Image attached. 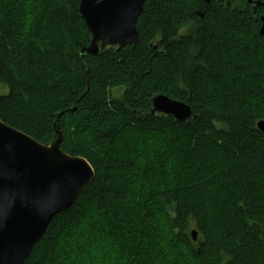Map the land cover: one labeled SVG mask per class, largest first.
I'll list each match as a JSON object with an SVG mask.
<instances>
[{
  "label": "trees",
  "instance_id": "obj_1",
  "mask_svg": "<svg viewBox=\"0 0 264 264\" xmlns=\"http://www.w3.org/2000/svg\"><path fill=\"white\" fill-rule=\"evenodd\" d=\"M78 4L0 0V119L49 144L61 114L62 150L94 170L25 264H63L71 242L86 264H264L263 9L146 0L136 44L93 56ZM155 94L195 117L150 113Z\"/></svg>",
  "mask_w": 264,
  "mask_h": 264
},
{
  "label": "water",
  "instance_id": "obj_2",
  "mask_svg": "<svg viewBox=\"0 0 264 264\" xmlns=\"http://www.w3.org/2000/svg\"><path fill=\"white\" fill-rule=\"evenodd\" d=\"M146 0H79L78 15L89 32L81 52L97 56L134 45L137 19ZM263 9L259 35L264 37V2L247 0ZM150 113L187 122L195 116L184 102L155 94ZM53 123L54 139L43 144L0 119V264H25L33 245L58 213L72 207L82 188L94 178V170L81 157L61 148L62 133ZM264 134V119L256 123ZM194 241L197 231H191ZM264 236V233H263Z\"/></svg>",
  "mask_w": 264,
  "mask_h": 264
},
{
  "label": "rangeland",
  "instance_id": "obj_3",
  "mask_svg": "<svg viewBox=\"0 0 264 264\" xmlns=\"http://www.w3.org/2000/svg\"><path fill=\"white\" fill-rule=\"evenodd\" d=\"M189 27H190V25H186V26L182 27L179 30V34L186 33V31L188 30ZM155 43H156V41H155ZM7 91H8L7 85L4 84V83H1L0 84V94L7 93ZM121 91L122 90H121L120 87H112L110 89L111 96L114 97V98H117L120 95ZM71 144H74V146H76V142L75 141H72ZM114 144H115V146H117V142H114ZM102 156H103V154H100L98 152L96 153V151H94V154L92 155V158L94 160H96V158L102 157ZM71 244H73L72 247H73L74 251L71 252V248L72 247L70 249L66 248V252H69V253L68 254L66 253V254L63 255V260H64L63 264H86V262L88 261V258L91 257V256H89V255L87 256L85 253H80L79 250L75 251L76 246H78L80 243L71 242ZM65 245H66L65 242H63L62 246H64V248L66 247ZM98 254H97V256L100 257ZM94 259H95V261H97L96 258H94Z\"/></svg>",
  "mask_w": 264,
  "mask_h": 264
}]
</instances>
